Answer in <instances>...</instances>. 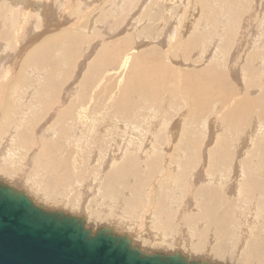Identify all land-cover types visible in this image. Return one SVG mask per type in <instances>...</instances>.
I'll use <instances>...</instances> for the list:
<instances>
[{
	"label": "rangeland",
	"instance_id": "obj_1",
	"mask_svg": "<svg viewBox=\"0 0 264 264\" xmlns=\"http://www.w3.org/2000/svg\"><path fill=\"white\" fill-rule=\"evenodd\" d=\"M208 1L209 0H207V1H205V0L204 1L203 0H201V1H199V0H92V1L91 0H82V1L81 0L80 1L79 0H0V19H1L0 20V37L2 36L0 38V50H1L0 51V69L2 68L1 67L2 65L3 66L8 65V68H7L8 71L6 70L7 74L5 75L6 77H1L2 75H0V83H3L2 85H5L6 88L8 86L7 92L3 93L4 95H3V97H1V100H3L2 98L5 97L3 102H6V101L8 102V99H10V102L4 103L6 105L2 104V102L0 103L1 104L0 110H1V108H4V111L2 109L4 114H8L9 112H12V114L10 113V115L9 114L4 115L0 111L1 112V114H0V139L2 138V141H4L3 140L4 137L5 136L7 137V134L8 135L10 134V132H7V128H8L7 124H8V126H10V122H13L14 121L13 119H15L16 117H17V125L20 126V127H18V130L15 127H12V129L14 131V132L12 131V133H14V134H11V137H12V140L15 142L10 143V146H7L5 148V150H8V149L9 150L7 151L8 155H5L2 157V159H4V161L0 164V166H2L0 168V181H2V182L4 181V183H7L9 185L10 184L13 185L12 186L13 188L14 187L16 188L17 186L20 187L19 189H21L22 191L24 190V192H26V194L29 195L34 200V202H36L37 204H41L44 208H46L48 210H54V209L55 210L56 209L61 210L62 209V211H65L66 213H69V214L78 215V216L84 215L86 218V221H85L86 226L90 227L92 230L99 228L98 226H100V227L110 226L109 228H111V226L114 225V227L112 226L113 228H111V229H113L115 231L117 228L116 232H119V233L121 232V233H126V234L128 233L127 235H129V237L131 238L132 243L134 242L135 245L139 244L138 247L141 250L146 251V252L174 253V252L178 251V252L188 256L189 259H199L201 262H204L207 259L208 261H206V262H208L210 264H238L239 260L241 259L240 257L242 256L244 249H246V251H249V248L251 246H254V247H251L250 251H249L252 253L253 251L254 252L256 251L255 250L256 247L258 249L261 248V245L255 246L254 243H252V240H251L252 244H249L247 246V243L249 242V239L252 237L251 234L253 235V233H257V231H258L257 228L255 227V225H260V223H262V222L256 223L253 225L254 226L252 228L253 232L251 234H249V233L247 234L246 230H243L242 235L244 233H246L248 235V236L246 235V237H244V238L242 237V235H240V237H237V235H235L236 233L234 231L237 230V232H240V230H242V228H243V226L239 225V222L237 224V221L240 218L237 217L236 210L237 209H239V210L243 209L242 205H247L244 201L249 202L248 200H250L254 194L256 197H257V195L264 194V190H262L259 187L253 188L251 190V192L249 193L248 197H246V198L243 197V193L241 192V190H239L240 191V198L235 199L233 194H229L228 192L223 191L213 181L210 182L209 180L204 179V178H207V176H206L207 175L206 174L207 169H209V170L214 169V171H212V172L218 174V175L214 174V176H215V177L213 176L214 178L229 179L231 182L229 180H227V182L229 181L228 184L232 183L235 185V186L233 185L234 187H236L237 185L241 186V184L246 181V176L249 174V172L246 173V169L244 168V166L246 165L244 162L246 160V162L248 163V167H250L248 169L256 180L255 182L259 184L261 181H264V179H263L264 174H262L259 171L260 168L258 167V166L264 167V163H261V161L264 160V152H263V147H262V142H264V121H263V119H261V117H259L260 118V120H259L260 125H259L258 129L255 130V132H254V126H253V128H251L253 123H255L254 121L252 122V124L250 123L252 121L251 118L249 120L244 119L242 121V123L239 124V126L237 128V129H239V131L236 129H232L231 125H228L227 122L225 121V119H223L224 118L223 116L231 108L230 106H233L234 104H236V102L242 96L246 95L249 98L257 97L258 99H260V98L263 99L262 97H264L262 95V94H264V75L260 77L261 78L260 82H258L259 79H257L258 75L259 76L262 75V72L260 71L261 70L260 67L262 66V62H261L260 58H262V57L264 58V53H263L264 52V46H263L264 45V42H263L264 41V18H263L264 17V0H242V1L241 0H235L236 4H235V2L233 4H228L226 2L228 4V6H230V7H228L227 4L224 2L225 0L224 1L219 0V3H218V0H210L209 3H207ZM221 1H223V3H220ZM24 2H26L27 4L26 3L23 4ZM61 2H63V3H61ZM200 2H202V3H200ZM210 2H211V4H210ZM212 4H214V5H212ZM225 4L227 7H225ZM88 5H90V6H88ZM208 5L210 6L209 8L207 7ZM211 6H212V8H211ZM240 6H242V7H240ZM225 8H227V9H225ZM230 8H232V9H230ZM149 9H150V11H149ZM208 9H209V11H208ZM210 9H212V10H210ZM214 9L216 11V14L218 12L217 9H219V11H221V13L220 12H218V13L219 14L223 13L222 16L219 17L218 16L219 14L216 15L214 13L215 11H213ZM10 10H13V11H10ZM229 10H230V12H229ZM212 11H213V14H212ZM227 11L229 13H227ZM234 12H235V14H234ZM232 13H233V16L231 15ZM70 14H71V16H70ZM7 15H8V18H6ZM227 15H230V17L232 16L233 19H232V17L230 18ZM205 17L207 18V20H205L206 19ZM211 17L212 18L216 17L214 19L215 22H211V21H213V19ZM208 18H210V19H208ZM11 19H16V20L19 19L16 21V23L18 25V30H16L17 29L16 25H14V27H13V25H11V23H12ZM65 19H67V21ZM202 19H204L203 20L204 22L206 21L205 26H203L201 24V23H203V21H200ZM235 19H236V21H235ZM1 21H2V24H1ZM8 21H9L10 25L8 24ZM237 21L239 23H237ZM251 22H253V23H251ZM197 23H200V24H197ZM210 23H211V25H210ZM248 23H251V24H248ZM24 25H25V27H24ZM208 25H210V26H208ZM215 25H216V27H215ZM8 27H9V29H8ZM235 27H236V29L234 30ZM11 28L13 29V31ZM21 28H23V29L21 30ZM206 29H208V30H206ZM216 29H217V31H216ZM231 30L233 32L234 31L235 32L233 33V32H231ZM173 31H174V33H173ZM207 32H208V34H206ZM211 32H213V33H211ZM208 35H212L214 38L211 37V40L207 39V37L209 38ZM3 36H6V38L5 37L3 38ZM78 36H79L80 40L78 39ZM205 37H206V42H204ZM16 39H18L19 41H16ZM202 41L205 44L202 43ZM188 42L189 43L191 42L189 49L188 50L183 49L184 45ZM109 44L115 45V46H117V48L120 47L119 49H123V50H121L123 52L119 51L120 52L119 56H121V53L125 54L126 52L131 54L130 56H134L135 54H142L141 59L144 63L146 62L147 58L143 53L151 51L150 52L151 56H154L152 54L159 52L160 55H163V57H164L163 59H164L165 63H167L169 65L173 64L172 66H174V67L178 66V67H180V69L183 68V70H185V71H191V68H192V70L197 69V70H201V71L211 69L214 74L224 76V78L226 80H228L227 86L230 89L232 88V90L235 91L234 96L238 95V96L232 97L233 100L232 99L230 100L232 103H230V101H229V104L227 103L228 105L224 106L227 110H225V108H223V106L221 107L219 104L210 103L209 104V111L205 115H200L194 121L187 119L186 115H184L186 113L185 107H184V110H185L184 112L182 111L183 106H181V108L178 107L179 105H177V103H180V101L178 99L175 100V102L173 103V106L171 108H168V110H167V107L165 106L163 108L161 107L162 108V109L160 108L161 110L150 111L149 109L143 107V105L141 106L142 108H138V109L136 108V109L132 110V112H134V113H135V111L139 110L138 111V117H140L141 120H143V118L146 114H147L146 118H148L149 117L148 115L151 113H152L151 116L153 114H155L156 117H159L160 120H162V115H160L159 113L169 111V113L167 112L169 114V116L166 115L167 113H164L165 114L164 119L168 118L167 122L165 123L166 128L158 127L157 130L153 131V133L155 134V137H154V139H152V143L155 146L157 145L156 148L161 147L163 149L162 150L157 149V151L155 149H153L155 151H154V153H151L150 156H151V158L153 156H156V155L162 156V158L160 157L162 164L161 165L159 164L160 166H158L156 168L158 171L154 170V172L153 171L151 172L152 178L146 179L148 182L145 181L144 187H143V189L146 187H147V189H150V191L152 192L151 196H152V199L154 198V201H157L159 199L160 202L163 204L162 213L158 217H156L155 220L153 218L154 221L153 220L150 221L151 219L149 217L147 219L145 218V220L139 219L136 217V216H139L141 213L143 214L144 211H142L141 209H148V208H146L147 204H148V200H149L148 196L140 198V200L146 199V201H144V203L142 202L143 204L139 203L140 205H142V207H139V209L137 208L138 210L136 209L134 211H129L126 208V204L124 205V203H126V202H124L123 199L125 200V198L128 197L126 195L130 194L129 191L126 190L127 183H128L126 180L129 179V181H131L130 178H132V177H129V176L125 177L124 176L125 178L122 177V178L117 179V181L113 180L111 182V184H112L111 187L112 186L115 187V188L112 187V189H115L114 191H116V192L113 191V193H118V196H119V200L114 201L115 203L112 200L118 199V196H116V195L104 196V197H106V199L104 197H100V195H101L100 193L103 190H105V192H106V189H105L106 181L109 182L110 180L107 178L108 180L105 181V178H103L104 177L103 173L102 172L99 173V169H100V171H104L103 168L105 166H106L105 170H107L109 167L107 168V165L105 162L103 163L104 167L99 166L98 158L96 157L95 161H94V159L92 160L91 156L89 158V153L87 151L83 150V145H82L83 140L86 139V136L91 135L87 129H88V127L92 128V129L94 127V125L91 124V120L92 119H100V121H102L104 119L105 115H108L110 111H111L110 113L112 114V112H113L112 106H111L112 99L111 98L109 99V97L110 96L114 97V95H115L114 98L116 99L117 96H119L121 94V93L119 94L120 89L125 84L123 82H126L127 77L130 73V71L128 70V69H130L129 63H127L126 66L122 67V68H118L119 65L116 62L109 63V65H107V67H106V65L102 66L103 69H102V67H100L101 69L95 67V64L101 59V52L102 51H100V50H102V48H103L102 45H106L109 48L111 46ZM207 44H209V45H207ZM23 45H26L27 47L23 46ZM233 45H235L236 47ZM121 46H122V48H121ZM9 47H10V49H9ZM22 47L24 48V50ZM36 49L39 51V53L43 50L45 51L44 53H46L48 50H51V57H50V58H52L51 62L52 61L54 62V60L57 61V63L54 64L55 65L54 69L52 68L53 63H51L49 61H45V59H43V62H45L44 63L45 65L43 64L42 65L43 67L41 66L42 68L40 67V69L35 68L33 66H28V63H26L25 59L27 57H29L33 61V57L35 55V52L37 51ZM156 50H157V52H156ZM65 51L70 53V55L69 56L67 55V57H66ZM153 51H154V53H152ZM97 53H99L100 55ZM8 54H9L10 58H8L9 60L6 63L5 61L8 57ZM252 54L256 58L250 56ZM31 55L33 56L32 58H31ZM248 55H249V58H248ZM5 57H6V59H5ZM95 57H97V59ZM98 57H100V58L98 59ZM257 58H259V59L257 60ZM4 59H5V61H3ZM248 59H250V60L252 59V60L250 61ZM180 62L182 63V65L179 64ZM252 62H253V64H252ZM33 63H34V61H33ZM39 63L41 64L42 60L40 62H38V64ZM46 63H47V65H46ZM88 64H89V66H88ZM92 64L96 68L93 72V74H95V75L93 76V74L92 75L90 74V77L89 76H87L88 78L86 77V80H88V81H85V79H84L85 77L83 74L84 73L88 74V72L91 70L90 68H92V66H93ZM248 64H252V67H253L254 71L256 72V75L258 74L257 77L255 75V77L253 76V78H252V76H250V73L247 74L248 72L246 71V65H248ZM239 66H241V67H239ZM127 67H128V69H127ZM242 67H243V69H242ZM244 67H245V69H244ZM263 67H264V65H263ZM85 70H89V71H85ZM100 70L101 71L103 70L102 71L103 73ZM244 70H245V73H243ZM1 71H3V70H1ZM1 71H0V74H2ZM20 73L24 74V75H21ZM50 73L53 74V76L50 75ZM87 74H85V75H87ZM12 75H13V77H12ZM15 75H16V77H18L17 80H16ZM22 77H24V78H22ZM49 77L53 78L52 79L53 81L48 80ZM82 77H83V80L85 82L82 80ZM90 78L94 79L95 81L93 80L91 82L92 79L90 80ZM255 78H256V81L254 80ZM89 80H90V82H89ZM29 81L31 84L29 83ZM82 81L84 83H82ZM53 82L57 83L56 84L57 90L55 92L56 95H53V94L49 95L47 92L44 94L40 93V85L41 84H45V83L52 84ZM86 82H87V84H86ZM88 82H89V84H88ZM253 83L254 84L256 83L258 85V87H256V84H255V86H253L254 85ZM82 84H84V85L86 84L85 85L86 87L82 86ZM251 84H253V85H251ZM74 86H76V87H74ZM81 86H82V88H81ZM87 86H90L92 88V90L90 87L87 89ZM262 86H263V88H262ZM238 88L240 91L237 90ZM240 88H242V89H240ZM18 89H21V92ZM82 89L84 91H82ZM17 90H18V92H20L19 94L17 93ZM23 91H24V95H23ZM67 91H68V93H67ZM71 91H73V92H71ZM84 92H85V94H84ZM212 92H213L214 96H218V92H215V91H212ZM237 92H239V93H237ZM16 93L18 94V100L15 101V99H16L15 97L17 95ZM68 94H70V95H68ZM83 94L86 96H84ZM10 96H12V97H10ZM28 96H31V97L29 98ZM69 96H70V98H69ZM82 96L86 97L85 100H88L87 105L86 104L83 105V102L81 101ZM136 96H134V99L140 100L138 98L140 96H137V97ZM44 97H45V99H44ZM53 97L55 100L52 99ZM21 98H24V101ZM27 99L29 101L28 102L29 104L27 103L25 105V103L27 102ZM64 99H65V102H64ZM49 100H50V103H48L47 108H45L44 102H49ZM85 100H84V102H85ZM154 100H155V98H154ZM158 100H160V98H158ZM57 101H60L59 104L57 103ZM36 102L38 104L39 110H41V111H39L37 109L39 111L38 112L36 110L37 113H36V111H34L35 110L34 108L37 107ZM160 102L161 101H159V104H160ZM165 102H167V101H165ZM165 102H163L164 105L166 104ZM30 103H31V107L29 106ZM69 103H70V105H69ZM81 103H82V105L80 106ZM146 103H147V105H151L149 99L144 100V104H146ZM188 103H190V102H188ZM39 104H42V106H41L42 109H40ZM43 104H44V106H43ZM61 104H62V107H61ZM10 105L12 107L13 106H18V107L16 109L11 108V107H9ZM32 105L34 107H32ZM68 105L71 107L70 108L71 113L69 114L70 117L69 116L66 117V119H65L66 122L64 121V128H63L64 131L60 133V131H58V129H55L56 128L55 126L57 125L56 124L57 112L59 111L60 107L69 109ZM6 106H7V108H6ZM151 106H148V108H150ZM22 108L23 109L27 108L29 110L28 111H27V109L23 110ZM164 108H165V110H164ZM178 108H179V111L177 112ZM189 108L190 107H187V110ZM10 109H12V110H10ZM45 110H47L48 112H46ZM146 110H149V111H146ZM162 110H163V112H162ZM255 110H254V113L257 114L258 108H255ZM54 111H55V113H54ZM158 111H159V113H158ZM25 112L27 114H25ZM34 112L36 115L34 114ZM50 112H52V113H50ZM176 112H177V114H176ZM14 113H16L15 115H18V116H15ZM21 113L23 115L25 114L24 116H26L27 118L24 117V120H23L22 119L23 115ZM134 113H132V114H134ZM139 113H141L142 115L144 113V115L142 116ZM254 113L251 116L255 115L257 117L258 115L254 114ZM37 114H40V115H37ZM47 114H50V115H47ZM180 114H181V116H180ZM28 115H30V116H28ZM53 115H55V116H53ZM134 115H137V114H134ZM43 116L46 118H44ZM73 116H74V118H72ZM78 116H80V117H78ZM18 117L20 119H22L23 121L19 122ZM37 117L38 118L42 117V119H44L43 121L45 123H43L42 119H38L39 123L42 125L37 123L38 122ZM178 117L179 118L181 117L182 120H180ZM67 118L68 119L71 118L70 120H72V119H74V120L70 122L67 120ZM90 118H92V119L90 120ZM253 118H255V117H253ZM55 119H56V121H55ZM185 119L187 122H185ZM81 120L83 123L81 122ZM176 120H178L179 125L177 124V125H175V128H173L172 125L176 122ZM26 121H27V123H26ZM47 121L48 122L50 121V122L47 123ZM145 121L144 122L146 124H144V123L138 124L137 123V127L139 126L138 129L140 128V130H141V128L143 127V128H145V130H147V128H150V127H148V121L149 120L146 119ZM32 122L34 125H35V123L37 125L34 126L32 124ZM94 122H96V121H94ZM20 123H21V125H20ZM24 123L27 126V127L25 126L26 128L24 127ZM28 123H30V124H28ZM50 123H52V125ZM66 123L68 125L70 124L71 126H75V127H79L78 125H81V127H79L78 130L79 129L81 130V131L79 130L80 134L83 133V135H82L83 138L80 135V137L78 136V139L80 138L79 140H77V141L72 140V139H74L73 135L76 134L78 131L75 129L74 130L75 133L68 135L69 138H65V140H64L65 132L68 129V127H70V125L67 127ZM114 123L116 125H117V123H119V124L117 126H115ZM2 124L5 127L2 126ZM72 124H77V125H72ZM83 124H85V125H83ZM96 124H97V122H96ZM184 124H186V126ZM245 124H247V125L245 126ZM46 125H49V126L51 125L52 127H53V125H55L53 128L62 135V136L60 135L61 137H59L58 136L59 133L54 130L57 134H54L56 136H52L51 139H53V140L55 139L58 144L59 143L61 144V146L58 145L59 147L55 148L52 151V154L54 156H58V157H60L61 155L62 156L65 155L67 157V159L69 160V162L65 165V168L62 166H56L55 172H56V169H58L57 172L60 171L62 173L63 170L65 169L68 171V173L72 174V178L69 182L62 183L60 185V187L59 186L56 187L57 189L56 188H50L47 190V192L44 189V183L43 182H45L47 180L49 181L50 179L53 178L52 174H54V173L51 171H54V170H49V172H48L45 169L42 171L41 168L36 167L37 165L34 163L33 160L30 163L31 166H28L27 159L30 160V157H31L29 151L31 150V148H33L32 146H34V145H32V146L31 145L28 146L27 144H24V145L22 144L20 146H19V144L16 145L17 142H19L21 140L19 138H23V135H22L23 130H27L28 135L30 137L31 136L35 137V135H38V136L40 135V137L47 136V133L45 134V136L40 133V131H41L40 128H43ZM99 125H101V124H97L95 126H99ZM142 125H144V126H142ZM168 125H169V127H168ZM121 126H122L121 122L114 121L113 124L110 125L111 128L109 126L105 127L106 128L105 131L107 130L105 132V135L108 134L107 133L108 130H109V133L116 130L113 133H111L113 135L109 134V136H112V137L114 136V134L117 131H118L117 132L118 134L119 133H126V132H124L126 129L122 128ZM124 126H126V125H123V127ZM243 126H245V127H243ZM52 127H50V128H52ZM82 127H83V129H82ZM108 127H109V129H107ZM112 127H113V130H112ZM118 127L122 131L119 130ZM28 128H29V130H28ZM30 128H31V130H30ZM116 128H118V130ZM126 128H129V127L126 126ZM241 128H243V129H241ZM162 129H164V130H162ZM38 130H39V132H38ZM98 130L102 131L103 127L102 126L99 127ZM142 130L141 131L144 132V129H142ZM17 131H22V132H20L21 134H19V132H17ZM33 131H34V133H33ZM169 131H171V137L167 136L164 138V136L166 134H168ZM145 132H148V130ZM156 132L157 133L159 132V134H158L159 136L156 134ZM186 132H189V133H186ZM23 133H25V131ZM30 133L33 135H30ZM121 135H123V134H119V136L121 138H123V137L125 138L127 135L126 140L129 139L128 134H126V135L124 134L125 136L124 135L121 136ZM70 136H71V138H70ZM84 136H85V138H84ZM56 137H57L58 141H57ZM15 138L16 139L18 138L19 140H16ZM159 138H160V140L156 141ZM187 139H189V143H190V145L188 146L187 152L183 153L184 156L181 155L182 157L179 156L178 158L176 157V159L178 161H180V163H182L181 160L192 159V157L194 156L196 159V162L195 163H187L188 164L187 170L184 173L183 168L181 166L178 165V167H176L177 164H174V162L171 164H166V163H168V161H162V160L165 157L164 154L166 152L167 153L170 152L168 149L170 146L178 144V141H179V144L177 146H179L180 144H182L183 141H185ZM153 140H155V141H153ZM166 141H168V142H166ZM22 142H20V143H22ZM165 142H166V144H165ZM159 144H161L162 146H160ZM11 145H12V147H11ZM21 146L23 149L21 148ZM74 146H76V147H74ZM27 147H31L30 150H28L29 148L27 149ZM222 147H224V148H222ZM2 148H4V147H2ZM68 149L71 152L70 154L67 153L69 151ZM213 149L214 150L223 149L226 152H228L229 160L221 163L219 160H217V158H211L210 154H211V151ZM62 150H63V152H62ZM3 151L4 150H2V152ZM127 151L129 152V150H127ZM127 151H126V154H130V152L128 153ZM229 151H230V153H229ZM171 152L173 154V152H175V151H171ZM213 152L217 153L215 151H213ZM3 154H4V152L2 153V155ZM31 154H32V152H31ZM217 154H220V153H217ZM83 156H84V159L82 158ZM158 156H156V157H158ZM219 156H222V155H218V156L216 155V157H219ZM8 157H10L11 159ZM189 157H191V158H189ZM172 158L173 159H171V160L174 161L175 158L173 157V155H172ZM24 159L26 162L24 161ZM146 160H147L146 158H145V160L142 159V162L145 163ZM15 161H16V163H15ZM217 161H219V162H217ZM163 163L166 164V166L169 168L162 170ZM211 163H214V167L209 168ZM83 164H85V165H83ZM15 165H16V167H14ZM221 165H223V166H221ZM79 166H81V167H79ZM139 166H140V164H138L137 167L139 168ZM146 166L148 169L145 170V169H142L143 168L142 167L140 170L137 171V174L139 176H141L140 178L144 179L145 176L147 177L146 173H147V171H149V166L145 163V168H146ZM74 167H76L78 170H80V168H82V170H85L84 174L86 175V177L84 176V174L82 176L75 177L74 172H73ZM90 167H91V170H93V171H94V169H98L96 172H98L99 175L101 174L100 178H99V175L94 176V184H93V181H91L92 185L89 184L90 176L89 175L87 176V174H89L87 172L90 170ZM196 167H198L199 169H197ZM3 170H4V172H3ZM69 170H70V172H69ZM91 170L89 171L90 173L92 172ZM193 170L194 171L196 170L198 172L202 171L204 173L201 180L207 181V183H206L207 187H211V186L215 187L216 186L214 189H215L216 193H218L217 194L218 196H216L218 199L215 202L211 203L212 210L209 213H207V211L202 209L203 203L205 202V201H202L203 198H204L203 200H205V196L202 194V191L196 192L198 189L200 190L203 187L204 183H198L196 185V181L194 183V180H192V181L189 180V182L186 181V178L189 176L190 172H192ZM24 171H26V172H24ZM141 171L143 174L141 173ZM50 172H51V174H48ZM165 172L169 173L168 177H171L172 179L180 178L181 180L185 181L189 186L185 185V182H184V184L180 183L182 181L179 180L180 182L178 181L179 183L175 184V186L172 187L173 190L171 188H167V185L169 186L170 180H172V179H168ZM2 173H4V174H2ZM21 173L23 176H20ZM41 173L43 176L41 175ZM165 175H166V177H165ZM18 176H20L21 179H19L20 177H18ZM162 176H164V177H162ZM209 176H211V175H209ZM219 176H222V177H219ZM44 177H45V179H44ZM83 177H85V178H83ZM87 177H88V179H87ZM77 178H79V180ZM123 178L125 179V181L123 180ZM98 179H99V181H98ZM120 179H122V183L120 182ZM95 180L98 181V187L97 186L94 187L95 186ZM140 180H142V179H140ZM135 182H137L136 176H135ZM210 183H212V184L210 185ZM21 184L22 185L24 184L23 187ZM68 184L70 185V189H69ZM113 184H116V185H113ZM182 184L184 185L183 186L184 188L182 187ZM200 184H201V187L198 186ZM82 185H83V187H81ZM153 185H155V186H153ZM208 185H210V186H208ZM75 186H77V187H75ZM85 186L86 187L88 186V188L84 189ZM18 187H17V190H19ZM66 187H68V188L66 189ZM124 187H125V189H124ZM157 187H160V188H157ZM238 187L239 186H237L236 188H238ZM76 188H78V189H76ZM94 188L96 191L94 190ZM99 188H102V190ZM116 188H118L119 191L116 190ZM129 188H130V186H129ZM161 188L163 189L164 192L162 191ZM189 188H192V189H189ZM74 189H76V190H74ZM81 189L86 190L87 193L85 191L84 192L80 191ZM156 189H157V191H156ZM67 190H69V191H67ZM48 191H49V193H51V191H52V193L49 194ZM79 191L81 193H79ZM175 191H177V192H175ZM242 191L244 192V190H242ZM76 192H78L79 194ZM82 192H83V194H82ZM173 192L175 193L174 195H173ZM179 192H181V193H179ZM75 193H76V195H75ZM92 194H94V195H92ZM122 195L125 197H123ZM229 195H231V196H229ZM132 196H134V193ZM132 196H130V197L132 198ZM213 196H214V194H213ZM134 197H136V196H134ZM163 197H164V199H163ZM165 197H167V198H165ZM197 197H199L201 200L197 201V199H196ZM78 198H80V199H78ZM120 198H122V200H120ZM109 199H112L111 201L113 203H111V201H109ZM186 199H187V201H186ZM193 200L196 201V204L193 203L194 202ZM102 201H103V203H102ZM181 201H183L182 204H181ZM78 202H80V203H78ZM146 202H147V204H146ZM191 202H192V205H190ZM186 203H187V205L189 204V206H187ZM77 204L79 206H76ZM112 204H113V206L111 208L110 205H112ZM225 204L228 205L227 210H225ZM57 205H59V206H57ZM114 205H116V206H114ZM180 205H182V206H180ZM122 207L123 208L125 207L126 209L121 210ZM77 208L79 209V211ZM74 209H76V211ZM126 210L128 211L127 215L123 214V213H125ZM86 211H87V213H86ZM140 211H141V213H139ZM129 212H132L134 215L132 213H129ZM167 212L169 214H167ZM170 213H172V214H170ZM174 213H176V214L174 215ZM225 213H227V218L232 219V221L231 222L228 221L227 222L228 224L225 223L226 224L225 226L227 228L224 227L226 229V230H224L225 231V233H224V231L222 230V229H224L223 226L214 224V223H212V221H213V219H219ZM135 214H137V215H135ZM161 215H163V216H161ZM103 216H105V217H103ZM142 216H144V215H142ZM132 217H135V220ZM165 218H166V220H165ZM121 219H122V221H121ZM161 219H162V221H161ZM115 220L116 221L120 220L121 223H118L119 226L117 225V222ZM142 220H144L145 222ZM96 221H98V222H96ZM132 222L137 223V224H133ZM147 222H148V224H146ZM155 222H156V224H154ZM160 222H161V224L159 225ZM140 223L145 224V226L144 225L142 226V224H140ZM165 223H169L168 224L169 228L163 226ZM122 224H124V225L122 226ZM127 225H128V227H127ZM197 225H200V226H197ZM238 225L241 227H239ZM115 226H117V227H115ZM134 226L135 227L136 226L141 227L140 228V230H141L140 234L135 233L136 231H134ZM146 226H147V228H146ZM220 226L222 228H220ZM137 227H136V229H137ZM162 227H164L165 229ZM203 230H204V232H203ZM131 231H132V234H131ZM226 231H228V232L233 231V232H231L232 234H230V235L227 232L228 233V235H227ZM222 233H224V234L222 235ZM258 233L261 236V232L258 231ZM217 235L219 238L216 237ZM227 236L229 237L228 239H227ZM222 237H223V239H222ZM238 238H239V240H237ZM259 238L261 239V237H259ZM229 239H230V241H229ZM158 240L159 241L161 240L163 242H161V241L159 242ZM235 245H237V246H235ZM159 246H164V247L161 248ZM215 246H217V247H215ZM240 249L242 251H240ZM251 249H252V251H251ZM229 250H230V252H228ZM226 252H227V254H226ZM220 261H222V262L220 263ZM255 263L257 264V261L254 262V264ZM250 264H253V263L251 262Z\"/></svg>",
	"mask_w": 264,
	"mask_h": 264
},
{
	"label": "bare ground",
	"instance_id": "obj_2",
	"mask_svg": "<svg viewBox=\"0 0 264 264\" xmlns=\"http://www.w3.org/2000/svg\"><path fill=\"white\" fill-rule=\"evenodd\" d=\"M80 1V0H79ZM82 1V0H81ZM92 1V0H91ZM199 1H201V0H199ZM204 1V0H203ZM205 1H207V0H205ZM210 1V0H209ZM209 1L207 2V3H209ZM224 1V0H223ZM223 1H221L220 3H223ZM242 1V0H241ZM53 2V1H52ZM152 2V1H151ZM225 3L227 2L228 4H233L234 2H235V0H225L224 1ZM21 3V2H20ZM26 2H24L23 4H25ZM61 3H63V2H61ZM200 3H202V2H200ZM218 3H219V0H218ZM226 3V4H227ZM238 3V2H237ZM27 4V3H26ZM30 4V3H29ZM86 4V3H85ZM210 4H211V2H210ZM226 4H225V7H227L228 6V4H227V6H226ZM235 4H236V2H235ZM53 5V4H52ZM58 5V4H57ZM131 5V4H130ZM148 5V4H147ZM212 5H214V4H212ZM242 5V4H241ZM250 5V4H249ZM2 6V5H1ZM17 6V5H16ZM15 6V7H16ZM21 6V5H20ZM88 6H90V5H88ZM234 6V5H233ZM203 7V6H202ZM208 8L210 7L209 5L207 6ZM228 7H230V6H228ZM240 7H242V6H240ZM248 7V6H247ZM7 8V7H6ZM68 8V7H67ZM71 8V7H70ZM73 8V7H72ZM211 8H212V6H211ZM24 9V8H23ZM31 9V8H30ZM64 9V8H63ZM111 9V8H110ZM225 9H227V8H225ZM230 9H232V8H230ZM241 9V8H240ZM67 10V9H66ZM72 10V9H71ZM125 10V9H124ZM153 10V9H152ZM210 10H212V9H210ZM235 10V9H234ZM10 11H13V10H10ZM77 11V10H76ZM149 11H150V9H149ZM164 11V10H163ZM208 11H209V9H208ZM213 11H215V9L213 10ZM213 11H212V14H213ZM217 11L218 12H220L221 13V11H219V9H217ZM240 11V10H239ZM238 11V12H239ZM6 12V11H5ZM4 12V13H5ZM56 12V11H55ZM66 12V11H65ZM74 12V11H73ZM127 12V11H126ZM191 12V11H190ZM205 12V11H204ZM211 12V11H210ZM217 12V14H219ZM229 12H230V10H229ZM228 11H227V13H229ZM232 12V11H231ZM237 12V13H238ZM108 13V12H107ZM110 13V12H109ZM215 14H216V11L214 12ZM61 14V13H60ZM112 14V13H111ZM123 14V13H122ZM216 14V15H217ZM223 14V13H222ZM222 14H219L218 16L220 17V16H222ZM234 14H235V12H234ZM4 15V14H3ZM25 15V14H24ZM23 15V16H24ZM53 15V14H52ZM73 15V14H72ZM152 15V14H151ZM192 15V14H191ZM196 15V14H195ZM232 16H233V13L231 14ZM239 15V14H238ZM26 16V15H25ZM70 16H71V14H70ZM120 16V15H119ZM159 16V15H158ZM163 16V15H162ZM210 16V15H209ZM214 16V15H213ZM224 16V15H223ZM227 16H229L230 17V15H227ZM231 16V17H232ZM11 17V16H10ZM22 17V16H21ZM109 17V16H108ZM112 17V16H111ZM166 17V16H165ZM202 17V16H201ZM228 17V18H229ZM230 17V18H231ZM241 17V16H240ZM5 18V17H4ZM6 18H8V15H7V17ZM5 18V19H6ZM24 18V17H23ZM143 18V17H142ZM174 18V17H173ZM206 18V17H205ZM212 18V17H211ZM216 18V17H215ZM215 18H212L213 19V21H211V22H215ZM239 18V17H238ZM237 18V19H238ZM252 18V17H251ZM250 18V19H251ZM264 18V17H263ZM48 19V18H47ZM167 19V18H166ZM201 19V18H200ZM208 19H210V18H208ZM211 19V20H212ZM232 19H233V17H232ZM242 19V18H241ZM240 19V20H241ZM1 20V19H0ZM9 20V19H8ZM17 20H19V19H17ZM16 19H11V25H13V27H14V25H16L17 27V29L16 30H18V25H17V23H16V21H17ZM24 20V19H23ZM66 21H67V19H65ZM162 20V19H161ZM204 19H202V20H200V21H203ZM205 20H207V18L205 19ZM253 20V19H252ZM82 21V20H81ZM113 21V20H112ZM117 21V20H116ZM199 21V20H198ZM209 21V20H208ZM207 21V22H208ZM235 21H236V19H235ZM243 21V20H242ZM70 22V21H69ZM88 22V21H87ZM120 22V21H119ZM155 22V21H154ZM206 22V21H205ZM205 22L203 21V23H201L203 26H205L206 24H205ZM66 23V22H65ZM109 23V22H108ZM111 23V22H110ZM234 23V22H233ZM237 23H239L238 21H237ZM251 23H253V22H251ZM251 23H248V24H251ZM1 24H2V21H1ZM8 24H9V21H8ZM7 24V25H8ZM161 24V23H160ZM197 24H200V23H197ZM10 25V24H9ZM210 25H211V23H210ZM210 25H208V26H210ZM235 25V24H234ZM241 25V24H240ZM2 26V25H1ZM11 27V26H10ZM24 27H25V25H24ZM76 27V26H75ZM215 27H216V25H215ZM241 27V26H240ZM131 28V27H130ZM175 28V27H174ZM208 28V27H207ZM212 28V27H211ZM8 29H9V27H8ZM12 29V28H11ZM23 28H21V30H22ZM225 29V28H224ZM236 29V27L234 28V30ZM159 30V29H158ZM184 30V29H183ZM206 30H208V29H206ZM255 30V29H254ZM12 31H13V29H12ZM116 31V30H115ZM135 31V30H134ZM157 31V30H156ZM216 31H217V29H216ZM249 31V30H248ZM10 32V31H9ZM16 32V31H15ZM107 32V31H106ZM109 32V31H108ZM199 32V31H198ZM203 32V31H202ZM209 32V31H208ZM208 32L206 33V34H208ZM227 32V31H226ZM231 32H233L232 30H231ZM230 32V33H231ZM235 32V31H234ZM233 32V33H234ZM173 33H174V31H173ZM210 33V32H209ZM211 33H213V32H211ZM215 33V32H214ZM232 33V34H233ZM23 34V33H22ZM114 34V33H113ZM163 34V33H162ZM226 34V33H225ZM249 34V33H248ZM103 35V34H102ZM213 35V34H212ZM212 35H208L209 36V38L207 37V39H210L211 40V37H213ZM227 35V34H226ZM240 35V34H239ZM59 36V35H58ZM205 36V35H204ZM235 36V35H234ZM2 37V36H1ZM0 37V38H1ZM6 38V36H3V38ZM107 37V36H106ZM155 37V36H154ZM161 37V36H160ZM256 37V36H255ZM263 37V36H262ZM77 38V37H76ZM108 38V37H107ZM193 38V37H192ZM214 38V37H213ZM220 38V37H219ZM226 38V37H225ZM261 38V37H260ZM68 39V38H67ZM78 39H79V36H78ZM97 39V38H96ZM131 39V38H130ZM245 39V38H244ZM263 39V38H262ZM59 40V39H58ZM80 40V39H79ZM99 40V39H98ZM209 40V41H210ZM226 40V39H225ZM224 40V41H225ZM8 41V40H7ZM16 41H19L18 39H16ZM146 41V40H145ZM2 42V41H1ZM53 42V41H52ZM57 42V41H56ZM152 42V41H151ZM204 42H206V37H205V40H204ZM203 41H202V43H204ZM216 42V41H215ZM264 42V41H263ZM104 43V42H103ZM191 43V42H190ZM190 43L188 42V43H186L185 45H184V47H183V49H185V50H188L189 49V46H190ZM201 43V42H200ZM214 43V42H213ZM262 43V42H261ZM53 44V43H52ZM73 44V43H72ZM205 44V43H204ZM41 45V44H40ZM109 45H111V44H109ZM207 45H209V44H207ZM226 45V44H225ZM23 46H26V45H23ZM44 46V45H43ZM47 46V45H46ZM103 46V48H102V50H100V51H102L101 52V59L95 64V67L96 68H100V67H102V66H104V65H106V67H107V65H109V63H112V62H116L119 66H118V68H122V67H125L126 66V64L127 63H129L130 64V69H128V67H127V69L130 71V73H129V75H128V77H127V80H126V82H123V83H125L123 86H122V88L120 89V92H119V96H117V98L115 99L114 97H115V95H114V97L113 96H110L109 97V99L111 98L112 99V101H111V106H112V110H113V112H112V114L109 112V114L108 115H105V117H104V119L102 120V121H100V119H92V118H90V120H91V124H93L94 125V127H93V129L92 128H89L88 127V132H90V136H86V139H84L83 140V143H82V145H83V150L84 151H87L88 153H89V158H90V156L92 157V160L94 159V161H95V158L97 157L98 158V160H99V166H101V167H104L103 166V163L105 162L106 163V165H107V170H105V167L103 168V170L104 171H100V169H99V173L100 172H102L103 173V178H105V181L106 180H110L109 182H107L106 181V186H105V189H106V192H105V190H103L99 195H100V197H104V196H108V195H116V196H118V193H113V191L115 190V189H112V187H111V182L113 181V180H116L117 181V179H119V178H122V177H132V178H130V180L131 181H129V179L128 180H126L128 183H127V187H126V190L127 191H129V193L130 194H128V195H126V196H128V197H126L125 198V200L123 199V201L124 202H126V203H124V205L126 204V208L129 210V211H134V210H136L137 208L139 209V207H142V205H140L139 203H141V204H143L144 203V201H146V199L144 200H140V198H143V197H147L148 196V198H149V200H148V204H147V202H146V204H147V207L146 208H148V209H141L142 211H144L143 212V214L141 213V211L139 212V213H141L139 216H136L137 218H139V219H144L145 220V218L147 219L148 217L151 219H149L150 221H152L153 220V218H154V220H155V218L156 217H158L161 213H162V207H163V204L160 202V200L158 201H154V198L152 199V192L150 191V189H147V187L146 188H144L143 189V187H144V183H145V181H147L146 179H150V178H152L151 177V172L153 171L154 172V170H157L156 168L158 167V166H160L162 163H161V159H160V157L162 158V156H158V155H156V156H158V157H156V156H153L152 158H151V156H150V154L151 153H154V151L156 150L157 151V149L159 150V149H163V148H156V146L152 143V139H154V137H155V134L153 133V131L154 130H157V128L158 127H160V128H166V122H167V120H168V118L167 119H164V113H169V111H165V112H163V110H162V112L163 113H159V111H158V113L160 114V115H162V120H160V118L159 117H156L155 116V114H153L152 116H151V114H149L148 116V118H146L147 117V114L144 116V118H143V120H141V118L140 117H138V111H135V113L134 112H132V110H134V109H138V108H142L141 106L143 105V107H145V108H147V109H149L150 111H156V110H161L163 107H167V110H168V108H171L172 106H173V103L175 102V100L176 99H178L179 101H180V103H177V105H179L178 107H180L181 108V106H183V112L185 111L184 110V107H185V109H186V113L184 114V115H186V117H187V119H189V120H191V121H194L197 117H199L200 115H205L208 111H209V104L210 103H215V104H219L221 107L223 106V108H225L224 106L225 105H228L229 104V101L232 99L233 100V96H234V93H235V91L234 90H232V88L230 89L227 85V83H228V80H226L225 78H224V76H222V75H216V74H214L213 72H212V70L211 69H208V70H205V71H201V70H192V68H191V71H185V70H183V68L182 69H180V67H178V66H176V67H174V66H172L173 64H171V65H169V64H167V63H165V61H164V57H163V55H160V53L158 52V53H154V51L152 52V53H154V54H152V55H154V56H151V54H150V52L151 51H148V52H144L143 54L146 56V58H147V60H146V62L144 63L143 61H142V59H141V57H142V54H135L134 56H130L131 54H129V53H121V56H119V54H120V52L119 51H121V50H123V49H119V48H117V46H115V45H111L109 48L106 46V45H102ZM233 46H235V45H233ZM264 46V45H263ZM262 46V47H263ZM27 47V46H26ZM49 47V46H48ZM222 47V46H221ZM236 47V46H235ZM23 48V47H22ZM37 48V47H36ZM101 48V47H100ZM121 48H122V46H121ZM226 48V47H225ZM7 49V48H6ZM9 49H10V47H9ZM46 49V48H45ZM69 49V48H68ZM89 49V48H88ZM127 49V48H126ZM227 49V48H226ZM232 49V48H231ZM20 50V49H19ZM23 50H24V48H23ZM37 50V49H36ZM43 50V49H42ZM153 50V49H152ZM224 50V49H223ZM1 51V50H0ZM27 51V50H26ZM29 51V50H28ZM140 51V50H139ZM226 51V50H225ZM224 51V52H225ZM45 51L43 50V51H41L40 53H39V51L37 50L36 52H35V55H34V57L31 55V58L33 57V61H34V63H33V61L29 58V57H27L25 60H26V63H28V66H33V67H35V68H39L40 69V67L45 63V62H43V59H45V61H49V62H51V59L52 58H50L51 57V50H48L46 53H44ZM121 52H123V51H121ZM156 52H157V50H156ZM86 53V52H85ZM221 53V52H220ZM262 53V52H261ZM264 53V52H263ZM65 54H66V57H67V55L69 56L70 55V53H68L67 51H65ZM97 54H99V53H97ZM134 54V53H133ZM15 55V54H14ZM100 55V54H99ZM263 55V54H262ZM22 56V55H21ZM29 56V55H28ZM97 56V55H96ZM165 56V55H164ZM250 56H252V57H255L253 54L252 55H250ZM231 57V56H230ZM8 58H10L9 57V54H8V57H7V59H6V57H5V59H6V61H5V59L3 60V61H5L6 63L8 62ZM86 58V57H85ZM84 58V59H85ZM96 59H97V57H95ZM100 57H98V59H99ZM222 58V57H221ZM248 58H249V55H248ZM256 58V57H255ZM82 59V58H81ZM253 59V58H252ZM251 59V60H252ZM259 58H257V60H258ZM261 59V62H262V66L260 67V71L262 72V75H258V77H257V75H256V72L254 71V69H253V67H252V64H253V62H252V64H248V65H246V71L248 72L247 74H249L250 73V76H252V78H253V76L255 77V75H256V77H257V79H259V81L258 82H260V77L261 76H263L264 74V67H263V61H264V58L262 57V58H260ZM42 60V63L39 65L38 64V62H40ZM130 60V61H129ZM172 60V59H171ZM181 60V59H180ZM248 60H250V59H248ZM250 60V61H251ZM96 61V60H95ZM185 61V60H184ZM211 61V60H210ZM92 62V61H91ZM94 62V61H93ZM172 62V61H171ZM186 62V61H185ZM11 63V62H10ZM51 63H53V69H54V67H55V65L54 64H56L57 63V61H55L54 60V62L52 61ZM202 63V62H201ZM208 63V62H207ZM2 64V63H1ZM20 64V63H19ZM90 64V63H89ZM89 64H88V66H89ZM179 64H181L182 65V63L180 62ZM17 65V64H16ZM45 65V64H44ZM46 65H47V63H46ZM79 65V64H78ZM93 65V64H92ZM216 65V64H215ZM214 65V66H215ZM261 65V64H260ZM116 66V65H115ZM191 66V65H190ZM2 68L0 69V71L1 70H3V71H1L2 72V74H0V75H2L1 77H6L5 75L7 74V68H8V65H6V66H1ZM43 67V66H42ZM41 67V68H42ZM94 67V65L92 66V68H90L91 70L89 71V70H85V71H89L88 72V74L87 73H84L83 75H84V79H85V81H88V80H86V77L87 76H89L90 77V74L92 75L93 74V72H94V70L96 69ZM117 67V66H116ZM239 67H241V66H239ZM17 68V67H16ZM79 68V67H78ZM12 69V68H11ZM23 69V68H22ZM101 69V68H100ZM102 69H103V67H102ZM242 69H243V67H242ZM244 69H245V67H244ZM7 70V71H6ZM220 70V69H219ZM101 71V70H100ZM103 71V70H102ZM101 71V72H102ZM106 71V70H105ZM221 71V70H220ZM13 72V71H12ZM30 72V71H29ZM100 72V73H101ZM22 73V72H21ZM20 73V74H21ZM28 73V72H27ZM103 73V72H102ZM223 73V72H222ZM243 73H245V70H244V72ZM259 73V72H258ZM59 74V73H58ZM64 74V73H63ZM85 74H87V75H85ZM97 74V73H96ZM99 74V73H98ZM229 74V73H228ZM232 74V73H231ZM18 75V74H17ZM21 75H24V74H21ZM35 75V74H34ZM50 75H52L53 76V74H51L50 73ZM95 74H93V76H94ZM102 75V74H101ZM92 76V77H93ZM98 76V75H97ZM96 76V77H97ZM12 77H13V75H12ZM15 77H16V75H15ZM76 77V76H75ZM99 77V76H98ZM106 77V76H105ZM124 77V76H123ZM11 78V77H10ZM22 78H24V77H22ZM88 78V77H87ZM95 78V77H94ZM100 78V77H99ZM18 79V77H16V80ZM53 78H51V77H49L48 78V80H51V81H53L52 80ZM56 79V78H55ZM92 78H90V80H91ZM15 80V81H16ZM82 80H83V77H82ZM90 80H89V82H90ZM94 79H92L91 80V82L93 81ZM255 81H256V78L254 79ZM23 81V80H22ZM84 81V80H83ZM82 81V83H84ZM95 81V80H94ZM5 82V81H4ZM17 82V81H16ZM89 82H88V84H89ZM13 83V82H12ZM29 83H30V81H29ZM28 83V84H29ZM3 83H0V103L2 102V104H4V103H8V102H10V99H8V102L6 101V102H3V100L5 99V97L4 98H2L3 100H1V97H3V93L4 92H7V88H8V86H7V88H6V86L5 85H2ZM31 84V83H30ZM57 83H52V84H50V83H45V84H41L40 85V93L41 94H44V93H48L49 95L50 94H53V95H56L55 94V92H56V88H57V85H56ZM86 84H87V82H86ZM85 84V85H86ZM254 84V83H253ZM253 84H251V85H253ZM256 84V83H255ZM255 84L253 85V86H255ZM260 84V83H259ZM262 84V83H261ZM84 84H82V86H85ZM92 85V84H91ZM90 85V86H91ZM263 85V84H262ZM38 86V85H37ZM82 86H81V88H82ZM90 86H87V89L90 87ZM243 86V85H242ZM74 87H76V86H74ZM73 87V88H74ZM86 87V86H85ZM240 87V86H239ZM256 87H258V85L256 84ZM27 88V87H26ZM91 88V87H90ZM243 88V87H242ZM242 88H240V89H242ZM262 88H263V86H262ZM24 89V88H23ZM77 89V88H76ZM94 89V88H93ZM106 89V88H105ZM20 92H21V89H18ZM18 90H17V93L19 94L20 92H18ZM28 90V89H27ZM91 90H92V88H91ZM237 90H239V88L237 89ZM236 90V91H237ZM62 91V90H61ZM82 91H84L83 89H82ZM212 91H215V92H218V96H214V94H213V92ZM240 91V90H239ZM16 92V91H15ZM29 92V91H28ZM71 92H73V91H71ZM76 92V91H75ZM242 92V91H241ZM245 92V91H244ZM12 93V92H11ZM16 93V94H17ZM67 93H68V91H67ZM237 93H239V92H237ZM6 94V93H5ZM8 94V93H7ZM18 94L16 95V99H15V101L16 100H18ZM40 94V95H41ZM47 94V95H48ZM84 94H85V92H84ZM83 94V95H84ZM245 94V93H244ZM23 95H24V91H23ZM61 95V94H60ZM68 95H70V94H68ZM112 95V94H111ZM140 96V97H138L140 100H135L134 99V96ZM263 96H264V94H262ZM6 96V95H5ZM46 96V95H45ZM52 96V95H51ZM67 96V95H66ZM76 96V95H75ZM84 96H86V95H84ZM84 96H82L81 97V101L83 102V105L84 104H86L87 105V102H88V100H85L86 99V97H84ZM136 96V97H137ZM235 96H238V95H235ZM234 96V97H235ZM258 96V95H257ZM10 97H12V96H10ZM29 98L31 97V96H28ZM55 97V96H54ZM54 97L52 98V99H54ZM74 97V96H73ZM78 97V96H77ZM252 97V96H251ZM48 98V97H47ZM64 98V97H63ZM69 98H70V96H69ZM154 98H155V100H154ZM158 98H160V100H158ZM263 99H264V97H262ZM21 99H23V101H24V98H21ZM43 99V98H42ZM44 99H45V97H44ZM68 99V98H67ZM147 100V99H149V101H150V104L152 105H147V103L146 104H144V100ZM263 99H258L257 97H252V98H249L248 96H242L237 102H236V104H234L233 106H230L231 108L226 112V114L223 116L224 118L223 119H225V121L227 122V124L228 125H231V128L232 129H236V130H238L239 131V129H237L238 128V126H239V124H241L242 123V121L244 120V119H252V121L250 122L251 124H252V122L254 121L255 123H253V125L251 126V128H253V126H254V132H255V130H257L258 129V127H259V125H260V118L259 117H261V119H263V121H264V100ZM40 100V99H39ZM51 100V99H50ZM50 100H49V102H44L45 103V108H47V106H48V103H50ZM55 100V99H54ZM61 100V99H60ZM70 100V99H69ZM84 100H85V102H84ZM154 100V101H153ZM177 100V101H178ZM52 101V100H51ZM68 101V100H67ZM153 101V102H152ZM159 101H161L160 102V104H159ZM165 101H167V102H165ZM190 102V103H188V102ZM29 101H28V99H27V102L25 103V105L28 103ZM31 102V101H30ZM38 102V101H37ZM37 102H36V105H37V107L36 108H34L35 110L34 111H36L37 109L39 110V108H38V104H37ZM55 102V101H54ZM53 102V103H54ZM59 102L60 101H57V103L59 104ZM64 102H65V99H64ZM163 102H165L166 104L164 105L163 104ZM18 103V102H17ZM40 103V102H39ZM91 103V102H90ZM228 103V104H227ZM230 103H232L231 101H230ZM29 104V103H28ZM56 104V103H55ZM72 104V103H71ZM191 104V105H190ZM1 105V104H0ZM4 105H6V104H4ZM3 105V106H4ZM24 105V104H23ZM24 105V106H25ZM69 105H70V103H69ZM68 105V107H69V109H66V108H61L62 107V104H61V107H60V109H59V111L57 112V116H56V118H57V121H56V119H55V121H56V126L55 125H53V127L55 126L56 128L55 129H58V131H60V133L61 132H63L64 131V121L66 122V117L67 116H69V114L71 113V107ZM82 105V103L80 104V106ZM85 105V106H86ZM164 105V106H163ZM176 105V106H177ZM232 105V104H231ZM2 106V107H3ZM30 107H31V103H30V105H29ZM39 106H40V109H42L41 108V106H42V104H39ZM43 106H44V104H43ZM89 106V105H88ZM106 106V105H105ZM110 106V105H109ZM148 106H151L150 108H148ZM1 107V106H0ZM9 107H11V108H17L18 106H9ZM29 107V108H30ZM32 107H34L33 105H32ZM50 107V106H49ZM53 107V106H52ZM55 107V106H54ZM64 107V106H63ZM67 107V106H66ZM162 107V108H161ZM187 107H190L188 110H187ZM6 108H7V106H6ZM21 108V107H20ZM51 108V107H50ZM56 108V107H55ZM54 108V109H55ZM161 108V109H160ZM255 108H258V112H257V114L256 113H254V110H255ZM2 109H3V111H4V108H1V112L3 113V111H2ZM23 109V108H22ZM21 109V110H22ZM25 109H27V108H24L23 110H25ZM174 109V108H173ZM10 110H12V109H10ZM22 110V111H23ZM29 109H27V111H28ZM32 110V109H31ZM37 110V111H38ZM56 110V109H55ZM144 110V109H143ZM149 110H146V111H149ZM164 110H165V108H164ZM171 110V109H170ZM225 110H227L226 108H225ZM7 111V110H6ZM37 111H36V113H37ZM39 111H41V110H39ZM38 111V112H39ZM46 112H48L47 110H45ZM79 111V110H78ZM87 111V110H86ZM179 111V108H178V110H177V112ZM181 111V110H180ZM256 111V110H255ZM1 112H0V114H1ZM8 112V111H7ZM53 112V111H52ZM52 112H50V113H52ZM145 112V111H144ZM177 112H176V114H177ZM223 112V111H222ZM6 113V112H5ZM10 113L12 114V112H9L8 114L10 115ZM19 113V112H18ZM17 113V114H18ZM54 113H55V111H54ZM73 113V112H72ZM76 113V112H75ZM85 113V112H84ZM132 113H134V114H137V115H134V114H132ZM149 113V112H148ZM157 113V112H156ZM166 114V115H168L169 116V114ZM224 113V112H223ZM256 114V115H258L257 117L255 116V115H253V116H251L252 114ZM4 114V113H3ZM2 114V115H3ZM8 114H4V115H8ZM16 113H14V115H15ZM22 114V113H21ZM20 114V115H21ZM25 114H27L26 112H25ZM24 114V115H25ZM34 114H35V112H34ZM140 115H142L141 113H139ZM182 114V113H181ZM181 114H180V116H181ZM19 115V116H20ZM23 115V114H22ZM23 115V117H22V119L24 120V117H26V116H24ZM36 115V114H35ZM37 115H40V114H37ZM45 115V114H44ZM47 115H50V114H47ZM72 115V114H71ZM85 115V114H84ZM92 115V114H91ZM139 115V116H140ZM143 115H144V113H143ZM142 115V116H143ZM15 116H18V115H15ZM28 116H30V115H28ZM46 116V115H45ZM53 116H55V115H53ZM159 116V115H158ZM171 116V115H170ZM44 117V116H43ZM47 117V116H46ZM46 117H44V118H46ZM70 117V116H69ZM78 117H80V116H78ZM77 117V118H78ZM83 117V116H82ZM87 117V116H86ZM90 117V116H89ZM92 117V116H91ZM195 117V118H194ZM253 117H255V118H253ZM27 118V117H26ZM29 118V117H28ZM49 118V117H48ZM72 118H74V116L72 117ZM179 118V117H178ZM16 119V120H15ZM15 119H13L14 121L13 122H10V126H8V124H7V132H10V134L8 135L7 134V137L5 138L4 137V141H2V138L0 139V164L4 161V159H2V157L3 156H5V155H8L7 154V151L9 150H5V148L7 147V146H10V143H12V142H15V141H13L12 140V137H11V134H14V133H12V131H13V129H12V127H15L17 130H18V127H20V126H18L17 125V117L15 118ZM18 119H19V122H21V121H23L22 119H20L19 117H18ZM38 119H42V117H40V118H38L37 117V121H38ZM51 119V118H50ZM49 119V120H50ZM71 119V118H70ZM70 119H68L67 118V120L68 121H73L74 119H72V120H70ZM149 120L148 121V127H150V128H147V130H148V132H145V131H147V130H145V128H141V130L142 129H144V132H142L141 130H140V128L138 129V127H137V123L138 124H142V123H144V124H146L145 122V120ZM180 120H182L181 119V117L179 118ZM255 119V120H254ZM44 119H42V121H43ZM47 120V119H46ZM84 120V119H83ZM188 120V121H189ZM12 121V120H11ZM29 121V120H28ZM54 121V122H55ZM80 121V120H79ZM94 121H96L97 122V124H101V125H99V126H95V125H97L96 124V122H94ZM114 121H118V122H121L122 123V128H125L126 130L124 131V132H126V133H119V134H128V137H129V139L128 140H126V137H127V135H126V137L124 138H121L120 136H119V134L116 132L115 134H114V136L112 137V136H109V134H111V133H113L114 131H116V130H114L113 132H111V133H109V130H108V134L107 135H105V132L107 131H105V127L106 126H109L110 127V125H112L113 124V122ZM145 121V122H144ZM2 122V121H1ZM41 122V121H40ZM50 122V121H49ZM48 121H47V123H49ZM75 122V121H74ZM78 122V121H77ZM81 122H82V120H81ZM80 122V123H81ZM94 122V123H93ZM185 122H187L186 121V119H185ZM190 122V121H189ZM246 122V121H245ZM5 123V122H4ZM26 123H27V121H26ZM37 123H39V121L37 122ZM43 123H45L44 121H43ZM59 123V124H58ZM83 123V122H82ZM86 123V122H85ZM116 123V122H115ZM114 123V124H115ZM184 123V122H183ZM28 124H30V123H28ZM27 124V125H28ZM32 124H33V122H32ZM40 124V123H39ZM38 124V125H39ZM51 125H52V123H50ZM67 124V123H66ZM119 123H117V125H118ZM170 124V123H169ZM178 124V120H176V122L172 125V127L173 128H175V125H177ZM188 124V123H187ZM250 124V125H251ZM255 124V125H254ZM20 125H21V123H20ZM34 125V124H33ZM35 125H37L36 123H35ZM34 125V126H35ZM40 125H42V124H40ZM49 126V125H46L45 127H43V128H40L41 129V131H40V133L42 134V135H44L45 136V134L47 133V136H45V137H40V135L38 136V135H35V137H30L29 135H28V131L27 130H23V132L25 131V133H23L22 131H17V132H19V134H21L20 132H22V135H23V138H19V139H21L19 142H17V144L16 145H18L19 144V146L20 145H24V144H27L28 146H32V145H34V146H32L33 148H31V147H27V149L28 150H30V148H31V152H32V154H31V152L29 151V153H30V155H31V157H30V160L29 159H27V164H28V166H31V161L33 160L34 161V163L37 165L36 167H39V168H41L42 169V171L43 170H47L48 172H49V170H54V171H51V172H53L54 174H52L51 176L53 177L52 179H50L49 181L47 180V181H45V182H43L44 183V189L46 190V192H47V190L48 189H50V188H56V187H60V185L62 184V183H67V182H69L70 180H71V178H72V174H70V173H68V171L67 170H63V172L61 173L60 171H58L57 172V170L58 169H56V172H55V167L56 166H62V167H64L65 168V165L69 162V160L67 159V157L64 155V156H60V157H58V156H54L53 154H52V151L55 149V148H57V147H59L58 145H60L61 146V144L59 143H57L56 142V140L54 139H51L52 138V136H56V135H54V134H57L56 132H58V131H56L52 126ZM70 125V124H69ZM68 124H67V127L69 126ZM72 125H77V124H72ZM83 125H85V124H83ZM106 125V126H105ZM116 124H115V126H117ZM123 125H126V126H128L129 128H126V126H124L123 127ZM159 125V126H158ZM179 125V124H178ZM185 126H186V124H184ZM247 124H245V126H246ZM2 126H4L3 124H2ZM26 126V124L24 123V127ZM33 126V127H34ZM79 127H81V125H78ZM92 126V125H91ZM103 127V130L102 131H100V130H98V128L99 127ZM142 126H144V125H142ZM147 126V125H146ZM183 126V125H182ZM233 126V127H232ZM245 126H243V127H245ZM5 127V126H4ZM27 127V126H26ZM25 127V128H26ZM30 127V126H29ZM50 127H52V128H50ZM66 127V128H67ZM79 127H75V126H71L70 125V127H68V129L66 130V132H65V137H64V140H65V138H69V136L68 135H70V134H72V133H75L74 132V130L76 129V130H78V128ZM96 127V128H95ZM109 127L107 128V129H109ZM114 127V126H113ZM113 127H112V130H113ZM168 127H169V125H168ZM181 127V126H180ZM36 128V127H35ZM111 128V127H110ZM119 128V127H118ZM118 128H116L117 130H118ZM187 128V127H186ZM230 128V129H231ZM82 129H83V127H82ZM241 129H243V128H241ZM9 130V131H8ZM15 130V129H14ZM28 130H29V128H28ZM30 130H31V128H30ZM56 132H55V131ZM80 130V129H79ZM77 131V133L76 134H74L73 135V137H74V139H72L73 141L74 140H79L78 139V136L80 137V135L82 136L83 135V133H81L80 134V131ZM119 130H121L120 128H119ZM162 130H164V129H162ZM184 130V129H183ZM35 131V130H34ZM34 131H33V133H34ZM122 131V130H121ZM120 131V132H121ZM150 131V132H149ZM167 131V130H166ZM186 131V130H185ZM234 131V130H233ZM14 132V131H13ZM32 132V131H31ZM37 132V131H36ZM38 132H39V130H38ZM83 132V131H82ZM86 132V131H85ZM92 132V133H91ZM142 132V133H141ZM16 133V132H15ZM59 133V132H58ZM59 133V137H61L62 135ZM153 133V134H152ZM186 133H189V132H186ZM39 134V133H38ZM63 134V133H62ZM156 134L158 135L159 134V132L157 133L156 132ZM185 134V133H184ZM2 135V134H1ZM17 135V134H16ZM30 135H33V134H31L30 133ZM61 135V136H60ZM64 135V134H63ZM111 135H113V134H111ZM123 135H121V136H123ZM124 135V136H125ZM156 135V136H157ZM190 135V134H189ZM72 136V135H71ZM71 136H70V138H71ZM159 136V135H158ZM167 136H169V137H171V131H169V133L168 134H166L165 136H164V138L165 137H167ZM185 136V135H184ZM3 137V136H2ZM47 137V138H46ZM186 137V136H185ZM54 138V137H53ZM82 138H83V136H82ZM81 138V139H82ZM84 138H85V136H84ZM158 138V137H157ZM231 138V137H230ZM16 139V138H15ZM18 138L16 139V140H19ZM56 139H57V137H56ZM167 139V138H166ZM174 139V138H173ZM25 140V141H24ZM60 140V139H59ZM62 140V139H61ZM67 140V139H66ZM69 140V139H68ZM158 140H160V138L159 139H157L156 141H158ZM164 140V139H163ZM246 140V139H245ZM23 141V142H22ZM57 141H58V139H57ZM81 141V140H80ZM153 141H155V140H153ZM20 142H22V143H20ZM68 142V141H67ZM166 142H168V141H166ZM166 142H165V144H166ZM181 142V141H180ZM184 142V143H183ZM182 142V144H180L179 146H177L178 144H179V141H178V144H176V145H172V146H170L168 149H169V151L170 152H166L164 155H165V157L163 158V160L162 161H168V163H166V164H171V163H173L174 162V164H177L176 165V167H178V165L179 166H181L182 168H183V172L185 173L186 172V170H187V166H188V164L187 163H195L196 162V159H195V157L193 156L192 157V159H187V160H181V162L182 163H180V161H178L177 159H176V157L178 158L179 156H181V155H183V153H185V152H187V149H188V146L190 145V143H189V139H187V140H185V141H183ZM211 142V141H210ZM77 143V142H76ZM156 143V142H155ZM14 144V143H13ZM79 144V143H78ZM163 144V143H162ZM210 144V143H209ZM15 145V144H14ZM13 145V146H14ZM160 146H162L161 144H159ZM155 146V147H154ZM224 146V145H223ZM2 147H4V148H2ZM11 147H12V145H11ZM74 147H76V146H74ZM226 147V146H225ZM262 147H263V152H264V142H262ZM9 148V147H8ZM16 148V147H15ZM21 148H22V146H21ZM65 148V147H64ZM80 148V147H79ZM82 148V147H81ZM222 148H224V147H222ZM23 149V148H22ZM21 149V150H22ZM26 149V148H25ZM153 149H155V150H153ZM2 150H4L3 152H4V154L2 155ZM17 150V149H16ZM69 150V149H68ZM127 150H129V152H130V154H126V151ZM81 151V150H80ZM83 151V152H84ZM171 151H175V152H173V154H172V152ZM213 151H215V152H217V153H220V154H217V153H214ZM24 152V151H23ZM55 152V151H54ZM61 152V151H60ZM62 152H63V150H62ZM128 152V151H127ZM128 152V153H129ZM163 152V151H162ZM67 153H71L70 152V150L67 152ZM66 153V154H67ZM81 153V152H80ZM229 153H230V151H229ZM10 154V153H9ZM158 154V153H157ZM160 154V153H159ZM187 154V153H186ZM261 154V153H260ZM29 155V156H30ZM88 155V154H87ZM172 155H173V157L175 158V160L174 161H172L171 159H173L172 158ZM200 155V154H199ZM216 155L218 156V155H222V156H219V157H216ZM263 155V154H262ZM10 156V155H9ZM85 156V155H84ZM84 156L82 157L83 159H84ZM184 156V155H183ZM186 156V155H185ZM210 156H211V158H217V160H219L221 163H223L224 161H227V160H229V154H228V152H226L225 150H223V149H216V150H212L211 151V154H210ZM7 157V156H6ZM182 157V156H181ZM8 158H10V157H8ZM7 158V159H8ZM77 158V157H76ZM79 158V157H78ZM145 158L147 159L146 161H145V163L149 166V171H147V173H146V175H147V177L145 176V178L143 179V178H140L141 176H139L138 174H137V171L138 170H140L142 167V169H148L147 168V166H146V168H145V163L144 162H142V159H144L145 160ZM189 158H191V157H189ZM210 158V157H209ZM231 158V157H230ZM11 159V158H10ZM80 159V158H79ZM12 161V160H11ZM24 161H25V159H24ZM85 161V160H84ZM93 161V162H94ZM213 161V160H212ZM219 161H217V162H219ZM243 161V160H242ZM250 161V160H249ZM248 161V162H249ZM13 162V161H12ZM26 162V161H25ZM83 162V161H82ZM15 163H16V161H15ZM14 163V164H15ZM75 163V162H74ZM144 163V164H143ZM246 165L244 166V168L246 169V173L247 172H249V174L246 176V181L245 182H243L242 184H241V186L240 185H237V186H239L238 188H236V187H234L235 185L234 184H232V183H230V184H228L229 183V179H222V178H214L215 176H214V174H216V175H218L217 173H214V172H212V171H214V169L213 170H209V169H207L206 170V176H207V178H204V179H207V180H209L210 182L211 181H213L215 184H217L223 191H225V192H228L229 194H233L234 195V198L235 199H239L240 198V191L239 190H241V192L243 193V197L244 198H246V197H248V195H249V193L251 192V190L253 189V188H257V187H259V188H261L262 190H264V181H261L259 184L258 183H256L255 181V178L253 177V175L250 173V171H249V169L248 168H250V167H248V163L246 162V160H245V162H244ZM261 163H264V160H262L261 161ZM9 164V163H8ZM11 164V163H10ZM26 164V165H27ZM33 164V163H32ZM77 164V163H76ZM138 164H140V166H139V168L137 167L138 166ZM160 164V165H159ZM166 164H164L163 163V166H162V170H164V169H166V168H169V167H167L166 166ZM21 165V164H20ZM19 165V166H20ZM75 165V164H74ZM83 165H85V164H83ZM88 165V164H87ZM216 165V164H215ZM220 165V164H219ZM4 166V165H3ZM11 166V165H10ZM174 166V165H173ZM221 166H223V165H221ZM2 166H0V168H1ZM14 167H16V165L14 166ZM25 167V166H24ZM79 167H81V166H79ZM211 167H214V163H211V165L209 166V168H211ZM259 168H260V172L262 173V174H264V167H262V166H258ZM12 168V167H11ZM20 168V167H19ZM30 168V167H29ZM84 168V167H83ZM197 169H199L198 167H196ZM236 168V167H235ZM72 169V168H71ZM86 169V168H85ZM161 169V168H160ZM196 169V170H197ZM19 170V169H18ZM21 170V169H20ZM74 171V175H75V177H79V176H82L83 174H84V171L85 170H82V168H80V170H78L76 167H74V169H73ZM90 170H91V167H90ZM89 170V171H90ZM98 169H94V171L93 170H91L92 172L90 173L89 171L87 172V173H89V174H87V176L89 175L90 176V182L91 181H93V184H94V176L96 175H99V173L98 172H96ZM192 171V172H190V174H189V176L186 178V181H188L189 182V180H194V183H195V181H196V185L198 184V183H204L203 184V187L199 190H197L196 192H201L202 191V194L205 196V200H203L202 199V201H205L204 203H203V206H202V209L203 210H205V211H207V213H209V212H211V210H212V206H211V203L212 202H215L218 198L216 197V196H218L217 194L218 193H216V191H215V187L214 186H211V187H207L206 185V183H207V181H205V180H201L202 179V176H203V172L201 171V172H198V171ZM46 171V172H47ZM106 171V172H105ZM158 171V170H157ZM161 171V170H160ZM168 171V170H167ZM3 172H4V170H3ZM6 172V171H5ZM21 172V171H20ZM24 172H26V171H24ZM23 172V173H24ZM51 172L50 173H48V174H51ZM69 172H70V170H69ZM72 172V171H71ZM96 172V173H95ZM156 172V171H155ZM259 172V173H260ZM141 173H142V171H141ZM158 173V172H157ZM166 173V175H167V177H168V175H169V173H167V172H165ZM2 174H4V173H2ZM47 174V173H46ZM143 174V173H142ZM145 174V173H144ZM155 174V173H154ZM25 175V174H24ZM41 175H42V173H41ZM106 175V176H105ZM141 175V174H140ZM157 175V174H156ZM166 175H165V177H166ZM209 175H211V176H209ZM3 176V175H2ZM5 176V175H4ZM20 176H23L22 175V173H21V175ZM20 176H18V177H20ZM37 176V175H36ZM43 176V175H42ZM45 176V175H44ZM84 176L86 177V175L84 174ZM135 176H136V179H137V182H135ZM155 176V175H154ZM214 176V177H213ZM8 177V176H7ZM32 177V176H31ZM50 177V176H49ZM48 177V178H49ZM85 177H83V178H85ZM101 177V174L99 175V178ZM124 177V178H125ZM162 177H164V176H162ZM219 177H222V176H219ZM264 177V176H263ZM16 178V177H15ZM108 178V179H107ZM123 178V180L125 181V179ZM134 178V179H133ZM19 179H21V177L19 178ZM44 179H45V177H44ZM47 179V178H46ZM76 179V178H75ZM78 180H79V178H77ZM87 179H88V177H87ZM140 179H142V180H140ZM168 179H172L171 177H168ZM167 179V180H168ZM264 179V178H263ZM16 180V179H15ZM43 180V179H42ZM179 180H181L180 178H177V179H172V180H170V184H169V186L167 185V188H171L172 189V187L173 186H175V184H177V183H179L180 181ZM219 180V181H218ZM227 180H229L228 182H227ZM17 181V180H16ZM88 181V182H89ZM98 181H99V179H98ZM98 181H96L95 180V186L94 187H98ZM152 181V180H151ZM166 181V180H165ZM179 181V182H178ZM182 182H180V183H183L184 184V182L185 181H183V180H181ZM205 181V182H204ZM4 182V181H3ZM12 182V181H11ZM81 182V181H80ZM89 182V184L90 185H92V182L90 183ZM97 182V183H96ZM120 182L122 183V179H120ZM148 182V181H147ZM146 182V183H147ZM231 182V181H230ZM234 182V181H233ZM124 183V182H123ZM155 183V182H154ZM161 183V182H160ZM235 183V182H234ZM42 184V183H41ZM70 184V183H69ZM68 184V186H69V189H70V185ZM97 184V185H96ZM129 184V185H128ZM162 184V183H161ZM182 184V187L184 186ZM212 183H210V185H211ZM9 185V184H8ZM11 185V184H10ZM19 185V184H18ZM22 185V184H21ZM24 185V184H23ZM23 185H22V187H23ZM72 185V184H71ZM80 185V184H79ZM78 185V186H79ZM85 185V184H84ZM88 185V184H87ZM113 185H116V184H113ZM163 185V184H162ZM179 185V184H178ZM181 185V184H180ZM185 185H187V186H189L186 182H185ZM195 185V184H194ZM195 185V186H196ZM210 185H208V186H210ZM234 185V186H233ZM11 186H13V185H11ZM15 186V185H14ZM38 186V185H37ZM40 186V185H39ZM43 186V185H42ZM101 186V185H100ZM104 186V185H103ZM102 186V187H103ZM129 186H130V188H129ZM147 186V185H146ZM153 186H155V185H153ZM186 186V187H187ZM194 186V187H195ZM199 187H201V184L200 185H198ZM18 187V186H17ZM17 187L15 188V189H17ZM75 187H77V186H75ZM81 187H83V185L81 186ZM90 187V186H89ZM192 187V186H191ZM20 187H18V189H19ZM64 188V187H63ZM62 188V189H63ZM68 187H66V189H67ZM85 188H88V186L86 187H84V189ZM113 188H115V187H113ZM122 188V187H121ZM151 188V187H150ZM156 188V187H155ZM154 188V189H155ZM157 188H160V187H157ZM181 188V187H180ZM184 188V187H183ZM198 188V187H197ZM57 189V188H56ZM55 189V190H56ZM59 189V188H58ZM65 189V188H64ZM76 189H78V188H76ZM76 189H74V190H76ZM84 189H81L80 191H85L86 192V190H84ZM99 189H101L102 190V188H99ZM104 189V188H103ZM124 189H125V187H124ZM162 189V188H161ZM189 189H192V188H189ZM220 189V190H221ZM19 190H21V189H19ZM42 190V189H41ZM44 190V191H45ZM54 190V191H55ZM89 190V189H88ZM94 190H95V188H94ZM93 190V191H94ZM116 190H118V188H116ZM160 190V189H159ZM170 190V189H169ZM173 190V189H172ZM242 190H244V192L242 191ZM24 191V190H23ZM64 191V190H63ZM66 191V190H65ZM67 191H69V190H67ZM79 191V193H81ZM91 191V190H90ZM96 191V190H95ZM119 191V190H118ZM121 191V190H120ZM156 191H157V189H156ZM162 191H163V189H162ZM222 191V192H223ZM62 192V191H61ZM60 192V193H61ZM83 192H82V194H83ZM114 192H116V191H114ZM134 193V196H136V197H134V196H132L133 195V193ZM164 192V191H163ZM166 192V191H165ZM175 192H177V191H175ZM26 193V192H25ZM48 193H49V191H48ZM51 193H52V191H51ZM51 193H49V194H51ZM76 193H78V192H76ZM76 193H75V195H76ZM78 193V194H79ZM87 193V192H86ZM122 193V192H121ZM126 193V192H125ZM179 193H181V192H179ZM96 194V193H95ZM175 193L173 192V195H174ZM213 194H214V196H213ZM43 195V194H42ZM48 195V194H47ZM57 195V194H56ZM61 195V194H60ZM92 195H94V194H92ZM180 195V194H179ZM46 196V195H45ZM71 196V195H70ZM83 196V195H82ZM86 196V195H85ZM123 196V195H122ZM130 196H132V198L130 197ZM176 196V195H175ZM174 196V197H175ZM185 196V195H184ZM229 196H231V195H229ZM57 197V196H56ZM97 197V196H96ZM123 197H125V196H123ZM122 197V198H123ZM168 197V196H167ZM167 197H165V198H167ZM178 197V196H177ZM180 197V196H179ZM258 197V198H257ZM257 197L255 196V194L253 195V197H251V199L250 200H248L249 202H247V201H244L247 205H242V207H243V209H241V210H239V209H237L236 210V214H237V217H239L240 219L237 221V224H238V222H239V225H241V226H243V228H242V230H240V232H237V230H235L234 232L236 233L235 235H237V237H240V235H242V231L243 230H246V233L248 234H251L253 231H252V228L254 227L253 225L254 224H256V223H260V222H262V223H260V225H255V227L257 228V230L259 231V232H261V236L259 235V233H258V231H257V233H253V235L251 234V238L249 239V242L247 243V246L249 245V244H252V243H254V245L256 246H258V245H261V248H255V250L257 251H253L252 253L251 252H249L250 251V248L251 247H254V246H249L250 248H249V251H246V249H244L243 250V253H242V256L240 257L241 259L239 260V262H238V264H250L251 262L254 264V262H256L257 261V264H264V194H262V195H257ZM75 198V197H74ZM73 198V199H74ZM89 198V197H88ZM105 199H106V197H104ZM122 198H120V200H122ZM183 198V197H182ZM78 199H80V198H78ZM87 199V198H86ZM162 199V198H161ZM163 199H164V197H163ZM162 199V200H163ZM171 199V198H170ZM178 199V198H177ZM185 199V198H184ZM197 199V201H199V200H201L199 197H197L196 198ZM47 200V199H46ZM55 200V199H54ZM59 200V199H58ZM77 200V199H76ZM112 199H109V201H111ZM117 200H119V196H118V199H113L112 201L114 202V201H117ZM213 200V201H212ZM60 201V200H59ZM79 201V200H78ZM111 201V203H113ZM122 201V202H123ZM186 201H187V199H186ZM194 201V200H193ZM51 202V201H50ZM88 202V201H87ZM97 202V201H96ZM143 202V203H142ZM178 202V201H177ZM182 202L183 201H181V204H182ZM55 203V202H54ZM62 203V202H61ZM71 203V202H70ZM78 203H80V202H78ZM101 203V202H100ZM102 203H103V201H102ZM115 203V202H114ZM117 203V202H116ZM185 203V202H184ZM188 203V202H187ZM187 203H186V205H187ZM193 203H195L196 204V201H194ZM75 204V203H74ZM91 204V203H90ZM166 204V203H165ZM45 205V204H44ZM72 205V204H71ZM83 205V204H82ZM117 205V204H116ZM116 205H114V206H116ZM168 205V204H167ZM190 205H192V202L190 203ZM57 206H59V205H57ZM76 206H79L78 204L76 205ZM91 206V205H90ZM107 206V205H106ZM109 206V205H108ZM111 206V208H112V206H113V204L112 205H110ZM109 206V207H110ZM144 206V205H143ZM166 206V205H165ZM180 206H182V205H180ZM187 206H189V204L187 205ZM227 204H225V210H227ZM75 207V206H74ZM73 208V207H72ZM125 207L123 208L122 207V209L121 210H123V209H126ZM167 208V207H166ZM183 208V207H182ZM78 209V208H77ZM95 209V208H94ZM118 209V208H117ZM133 209V210H132ZM137 209V210H138ZM55 210V209H54ZM62 210V209H61ZM67 210V209H66ZM75 211H76V209H74ZM73 210V211H74ZM107 210V209H106ZM109 210V209H108ZM178 210V209H177ZM78 211H79V209H78ZM77 211V212H78ZM112 211V210H111ZM119 211V210H118ZM65 212V211H64ZM127 210L125 211V213H123V214H126L127 215ZM138 212V211H137ZM178 212V211H177ZM176 212V213H177ZM73 213V212H72ZM86 213H87V211H86ZM111 213V212H110ZM121 213V214H122ZM129 213H132V212H129ZM135 213V212H134ZM176 213H174V215L176 214ZM181 213V212H180ZM78 214V213H77ZM82 214V213H81ZM108 214V213H107ZM133 214V213H132ZM157 214V215H156ZM167 214H169L168 212H167ZM170 214H172V213H170ZM89 215V214H88ZM105 215V214H104ZM111 215V214H110ZM125 215V216H126ZM129 215V214H128ZM134 215V214H133ZM135 215H137V214H135ZM142 215H144V216H142ZM166 215V214H165ZM179 215V214H178ZM101 216V215H100ZM161 216H163V215H161ZM103 217H105V216H103ZM121 217V216H120ZM128 217V216H127ZM97 218V217H96ZM126 218V217H125ZM134 220H135V217H132ZM136 218V219H137ZM98 219V218H97ZM237 219V218H236ZM85 220H86V218H85ZM88 220V219H87ZM144 220H142V221H144ZM153 220V221H154ZM165 220H166V218H165ZM170 220V219H169ZM173 220V219H172ZM235 220V219H234ZM105 221V220H104ZM114 221V220H113ZM116 221V220H115ZM121 221H122V219H121ZM130 221V220H129ZM141 221V222H142ZM161 221H162V219H161ZM231 222L232 221V219H229V218H227V213H225L222 217H220L219 219H213V221H212V223H214V224H217V225H222L223 226V228L224 227H226L225 225V223H227V222ZM96 222H98V221H96ZM106 222V221H105ZM117 222V225H118V223H121L120 222V220H117L116 221ZM115 222V223H116ZM125 222V221H124ZM123 222V223H124ZM137 222V221H136ZM145 222V221H144ZM190 222V221H189ZM188 222V223H189ZM114 223V224H115ZM130 223V222H129ZM133 223V222H132ZM150 223V222H149ZM173 223V222H172ZM86 224V223H85ZM93 224V223H92ZM98 224V223H97ZM126 224V223H125ZM133 224H137V223H133ZM132 224V225H133ZM140 224H142V223H140ZM139 224V225H140ZM146 224H148V222L146 223ZM154 224H156V222L154 223ZM158 224V223H157ZM161 224V222L159 223V225ZM168 224L169 223H165L163 226H165V227H168ZM175 224V223H174ZM206 224V223H205ZM204 224V225H205ZM213 224V225H214ZM228 224V223H227ZM103 225V224H102ZM106 225V224H105ZM109 225V224H108ZM124 224H122V226H123ZM129 225V224H128ZM128 225H127V227H128ZM145 226V224H142V226ZM150 225V224H149ZM153 225V224H152ZM238 225V226H239ZM113 227H114V225H112ZM111 226V228H113ZM119 226V225H118ZM121 226V227H122ZM126 226V225H125ZM130 226V225H129ZM141 226V225H140ZM137 227V229H136V227L134 226V231H136L135 233H138V234H140V228L141 227ZM157 226V225H156ZM162 226V225H161ZM186 226V225H185ZM197 226H200V225H197ZM212 226V225H211ZM241 226H239V227H241ZM98 227H100V226H98ZM108 227H110V226H108ZM115 227H117V226H115ZM123 228V227H122ZM146 228H147V226H146ZM145 228V229H146ZM162 228H164V227H162ZM169 228V227H168ZM171 228V227H170ZM220 228H222L221 226H220ZM227 228V227H226ZM229 228V227H228ZM119 229V228H118ZM128 229V228H127ZM149 229V228H148ZM165 229V228H164ZM203 229V228H202ZM216 229V228H215ZM234 229V228H233ZM240 229V228H239ZM124 230V229H123ZM122 230V231H123ZM131 230V229H130ZM223 231L224 230H226L225 228L224 229H222ZM230 230V229H229ZM228 230V231H229ZM115 231H117V228H116V230ZM133 231V230H132ZM132 231H131V234H132ZM133 231V232H134ZM168 231V230H167ZM175 231V230H174ZM220 231V230H219ZM228 231H226V233L228 232ZM150 232V231H149ZM166 232V231H165ZM176 232V231H175ZM203 232H204V230H203ZM207 232V231H206ZM231 232H233V231H231ZM231 232H228L229 233V235L230 234H232ZM121 233V232H120ZM180 233V232H179ZM224 233H225V231H224ZM224 233H222V235L224 234ZM228 233H227V235H228ZM246 233H244L243 235H242V237L244 238V237H246ZM128 234V233H127ZM206 234V233H205ZM214 234V233H213ZM258 234V235H257ZM134 235V234H133ZM211 235V234H210ZM219 235V234H218ZM218 235L216 236V237H218ZM129 236V235H128ZM162 236V235H161ZM185 236V235H184ZM213 236V235H212ZM211 236V237H212ZM248 236V235H247ZM250 236V235H249ZM138 237V236H137ZM205 237V236H204ZM225 237V236H224ZM241 237V238H242ZM259 237H261V239L259 238ZM219 238V237H218ZM229 237L227 236V239H228ZM153 239V238H152ZM215 239V238H214ZM222 239H223V237H222ZM154 240V239H153ZM165 240V239H164ZM212 240V239H211ZM237 240H239V238L237 239ZM251 240H252V243H251ZM159 241V240H158ZM161 241V240H160ZM159 241V242H160ZM167 241V240H166ZM165 241V242H166ZM213 241V240H212ZM229 241H230V239H229ZM161 242H163V241H161ZM164 242V243H165ZM134 243V242H133ZM158 243V242H157ZM231 243V242H230ZM237 243V242H236ZM207 244V243H206ZM216 244V243H215ZM139 245V244H138ZM137 245V246H138ZM149 245V244H148ZM157 245V244H156ZM163 245V244H162ZM189 245V244H188ZM232 245V244H231ZM235 246H237V245H235ZM159 247H164V246H159ZM215 247H217V246H215ZM143 248V247H142ZM187 248V247H186ZM228 248V247H227ZM248 248V247H247ZM159 250V249H158ZM231 250V249H230ZM230 250L228 251V252H230ZM171 251V250H170ZM219 251V250H218ZM240 251H242L241 249H240ZM251 251H252V249H251ZM235 252V251H234ZM237 252V251H236ZM214 253V252H213ZM240 253V252H239ZM194 254V253H193ZM226 254H227V252H226ZM229 254V253H228ZM233 254V253H232ZM231 255V254H230ZM234 255V254H233ZM239 255V254H238ZM241 255V254H240ZM225 256V255H224ZM232 256V255H231ZM222 257V256H221ZM220 257V258H221ZM239 258V257H238ZM201 259V258H200ZM227 259V258H226ZM206 261H208L207 259H206ZM210 261V260H209ZM222 261H220V263H221ZM256 264V263H255Z\"/></svg>",
	"mask_w": 264,
	"mask_h": 264
},
{
	"label": "water",
	"instance_id": "obj_3",
	"mask_svg": "<svg viewBox=\"0 0 264 264\" xmlns=\"http://www.w3.org/2000/svg\"><path fill=\"white\" fill-rule=\"evenodd\" d=\"M0 181V264H210L176 251L146 252L126 233L87 227Z\"/></svg>",
	"mask_w": 264,
	"mask_h": 264
}]
</instances>
